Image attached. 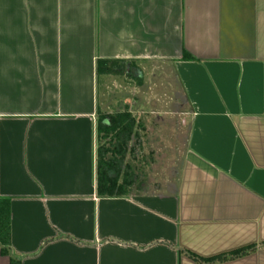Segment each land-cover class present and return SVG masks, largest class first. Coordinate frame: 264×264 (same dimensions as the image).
I'll use <instances>...</instances> for the list:
<instances>
[{"label": "crops", "instance_id": "1", "mask_svg": "<svg viewBox=\"0 0 264 264\" xmlns=\"http://www.w3.org/2000/svg\"><path fill=\"white\" fill-rule=\"evenodd\" d=\"M98 61L126 74L98 75ZM115 78L137 88L112 106ZM118 112L141 149L123 164L127 195L102 198L98 114ZM162 126L180 133L179 167L147 187L133 166ZM0 197V264H197L180 250L253 246L218 264H264V0H0Z\"/></svg>", "mask_w": 264, "mask_h": 264}, {"label": "trees", "instance_id": "2", "mask_svg": "<svg viewBox=\"0 0 264 264\" xmlns=\"http://www.w3.org/2000/svg\"><path fill=\"white\" fill-rule=\"evenodd\" d=\"M184 60L193 61L188 54ZM98 75L121 76L126 74L124 61H98ZM139 126L136 119L128 112L98 114L97 122V194L102 198H114L127 195L128 184L133 173L130 167L123 166L128 154L134 155L141 149ZM134 143V145H131ZM131 145V146H130ZM11 200L0 197V249L4 257L10 256L11 249ZM256 246L242 249L227 255L210 259L201 258L189 251L180 250L197 264H218L242 258L253 253ZM11 264H21L18 259H10Z\"/></svg>", "mask_w": 264, "mask_h": 264}, {"label": "rangeland", "instance_id": "3", "mask_svg": "<svg viewBox=\"0 0 264 264\" xmlns=\"http://www.w3.org/2000/svg\"><path fill=\"white\" fill-rule=\"evenodd\" d=\"M163 71L164 69H161L159 72L163 73ZM104 78L105 77L100 78V86H101L100 88H102V85L104 84V81H105ZM115 79L116 80L114 81L115 83H114V87L112 91L113 93L109 94L111 96V97L109 96V99L112 102V106L117 105L118 101L124 97L121 94L122 92L121 86H123L124 83L129 88L127 92L132 93L134 91L133 87L137 88L136 87L137 83L133 79H129L128 81L125 78H120V79L115 78ZM162 80H163V77L158 78V80L154 81V83H156L157 86H159V88L157 89L158 91L161 90L160 84ZM168 90L170 92V88ZM141 94L142 93L138 94L137 97H140ZM140 98L142 99V97ZM160 99H163L161 95H160ZM165 99L166 98H164L163 101H165ZM137 100H140V99L137 98ZM172 110L173 108H170V110H168L167 112H171ZM165 120L166 121L169 120L170 122H172L173 118L167 117L165 118ZM174 135H175L176 142L174 141L171 142L173 139L171 137H173ZM160 136L161 138L159 142L153 141L154 136H151V135L149 136V138H146L145 145H143V148H142L143 149L142 151H144L143 152L144 154L139 159V162L137 164L135 165L133 164L134 165L133 167H135L134 168L135 173H137L136 176L133 177V179L135 178L136 181H139L140 183L142 182L147 187L154 185L155 183L164 184V182H174L176 178L175 173L179 167L180 158L178 157V152H179V149L182 148L181 147L182 142L181 140L176 139V138L180 136V133L179 132L173 133L171 128H167V127L164 128L162 126ZM131 145H134V143H132Z\"/></svg>", "mask_w": 264, "mask_h": 264}]
</instances>
